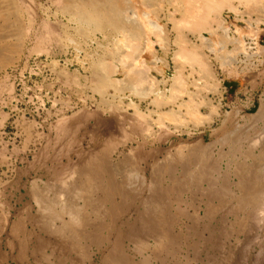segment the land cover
<instances>
[{"label": "rangeland", "instance_id": "374dc122", "mask_svg": "<svg viewBox=\"0 0 264 264\" xmlns=\"http://www.w3.org/2000/svg\"><path fill=\"white\" fill-rule=\"evenodd\" d=\"M6 1L0 0V36L10 37L0 54L6 218L26 212L38 231L45 209L51 212L43 204L54 201L61 219L91 224L92 242L68 243L71 264H264V62L259 70L237 69L229 60L242 36L264 45V8L246 11L242 0H228L235 10L223 6L216 22L193 32L172 14L180 1L157 0L167 1L147 10L157 27L145 22V33L115 44L105 21L75 15L82 0ZM188 50L194 56L185 59ZM233 77L261 94L262 122L248 130L218 129L229 104H216V96ZM106 178L137 193L108 195L109 241L100 242L94 225L105 196L92 192ZM155 213L164 215L165 238L174 241L155 240ZM56 248L59 261L64 248Z\"/></svg>", "mask_w": 264, "mask_h": 264}, {"label": "crops", "instance_id": "0c3cea01", "mask_svg": "<svg viewBox=\"0 0 264 264\" xmlns=\"http://www.w3.org/2000/svg\"><path fill=\"white\" fill-rule=\"evenodd\" d=\"M224 88L225 91L216 96V104L221 107L225 101L229 104V110L225 112L229 118L225 114L222 115V118L217 120L218 129L228 130L230 127L240 126L248 130L251 126L256 127L261 124L262 119L259 117L262 104L261 95L258 97L253 91L247 90L246 83L242 78H226ZM149 158H151L149 161H155L154 157ZM196 161L203 163V158L199 156ZM104 181L105 183H101L102 186L100 185L99 190L92 192L105 196L100 200L101 206L104 205V209L100 210V220L94 225L95 231L99 232L95 235L99 234L100 236L96 240L100 242L109 241L106 234L109 218L108 195L123 196L137 193L135 190H125L123 180L114 182L112 179L106 178ZM87 193H91V190H88ZM46 204L51 207V212L49 209H45L46 212L43 214L42 220L39 221L41 228L38 231L26 212L20 211V214L15 215L11 220L6 218L9 210L7 208L0 209V264H71L68 261L72 257V253L68 250V243H90L93 241L91 224L75 223L69 217L61 219L60 214L54 209V201L46 202L43 205L46 207ZM120 213L121 210L117 206L114 209V214L112 213L110 217L114 216L115 219H118L121 217ZM163 217L164 215L155 213L153 218L158 219V222H151L149 227L157 237L156 241H174L172 238H165L169 236L165 235L166 223L160 222ZM116 241H120V239ZM59 244L64 249L60 256L62 259L58 261L55 260V251Z\"/></svg>", "mask_w": 264, "mask_h": 264}, {"label": "bare ground", "instance_id": "6f19581e", "mask_svg": "<svg viewBox=\"0 0 264 264\" xmlns=\"http://www.w3.org/2000/svg\"><path fill=\"white\" fill-rule=\"evenodd\" d=\"M6 1V0H5ZM157 0H82L81 3H79V5L75 8V15H77L81 21L83 22H99V21H105L109 28L110 31L114 34H116L115 36V44L122 42V38L126 39L127 36L131 35L133 32L137 33V35L140 34V32H144L146 31L147 26H149V28H153L155 29L157 26L152 23V21L149 19V14L147 13V10L150 8L151 4L154 3ZM162 1V0H161ZM176 1H180L178 2V4L180 3L181 6L180 8L175 9L174 11H176L175 13L173 12L172 14L176 13L178 14V20L179 22L183 23V25H187L190 27V29L194 32V31H198L201 32L205 29L204 27L210 22H216L218 14L221 12V10L223 9V6L225 7H229L228 9L235 10L234 8H232L229 4L227 5V1L228 0H176ZM7 2V1H6ZM158 2V1H157ZM167 2V1H166ZM165 2V3H166ZM71 3V2H70ZM159 3V2H158ZM158 3L155 2V4L158 5ZM164 3V2H161ZM159 3V5L161 4ZM164 3V4H165ZM170 2L168 1L167 4H169ZM174 3V2H173ZM176 3V2H175ZM173 4V5H177V4ZM242 3L245 5V7L247 8L246 11H260L263 10L264 8V0H242ZM69 4V3H67ZM72 4V3H71ZM76 4V3H75ZM74 4V5H75ZM171 4V3H170ZM5 5V4H4ZM156 5V6H157ZM158 5V6H159ZM172 5V6H173ZM8 6V5H7ZM76 6V5H75ZM161 6H164L161 4ZM167 6V5H166ZM169 7V6H168ZM174 7V6H173ZM164 8V7H162ZM161 8V9H162ZM167 9V7L165 8ZM8 10V9H6ZM167 12V10H165ZM173 10L171 9V12ZM220 11V12H219ZM229 11V12H231ZM258 11V12H259ZM3 13V12H2ZM9 13V12H8ZM247 13V12H246ZM256 13V12H255ZM169 14V15H172ZM248 14V13H247ZM2 15V14H1ZM167 15V14H166ZM173 15V16H175ZM262 16V15H261ZM216 17V21L212 19H214ZM259 17V16H257ZM170 18V16H169ZM173 18V17H172ZM263 18V17H262ZM2 19V18H1ZM0 19V22H2ZM4 20V19H3ZM80 21V20H79ZM80 21V22H81ZM174 23L175 21L172 20ZM5 22V21H4ZM147 26H146V23ZM82 23V22H81ZM186 23V24H184ZM219 24L221 22H218ZM217 23V24H218ZM223 23V22H222ZM91 24V23H90ZM179 24V23H178ZM216 24V23H215ZM214 24V25H215ZM4 25V24H3ZM182 25V26H183ZM211 25V24H209ZM5 26V25H4ZM95 26V25H94ZM98 27V25H96ZM186 26V27H188ZM220 26V27H217ZM217 28H222L224 27L223 24L221 25H217ZM2 27V26H1ZM11 27V26H10ZM177 27V26H176ZM210 27V26H207ZM148 28V29H149ZM175 27H173L174 29ZM178 28V27H177ZM183 28V27H182ZM189 28H187V32L190 30H188ZM1 30V28H0ZM151 30V29H150ZM149 30V31H150ZM161 30V29H160ZM200 30V31H199ZM215 30V29H213ZM211 28H208L207 31L209 33L215 32L213 31ZM217 30V29H216ZM227 30V27L224 29H222V31ZM85 31V30H84ZM3 32V31H2ZM151 32V31H150ZM177 32V31H176ZM207 32V33H208ZM161 33V32H160ZM225 33V31H224ZM1 34V33H0ZM12 34V33H11ZM84 34V33H83ZM142 34V33H141ZM140 34V35H141ZM194 34V33H193ZM18 35V34H17ZM136 35V34H135ZM134 36V34H133ZM8 35L2 34L0 36V54L4 51V49L7 47L5 42L8 43L6 40H8L9 38H7ZM131 38V36H130ZM158 38V37H157ZM180 38V36H179ZM200 38V37H199ZM202 39V37H201ZM103 40V39H102ZM128 40V39H127ZM199 40V39H198ZM142 41V40H141ZM158 42V41H157ZM199 43V42H198ZM11 44V43H10ZM123 44V43H122ZM130 44V43H129ZM127 44V45H129ZM172 44V43H171ZM203 44V43H202ZM205 44V43H204ZM9 45V44H8ZM131 45V44H130ZM173 45V44H172ZM186 45V44H185ZM198 46V45H197ZM129 47V46H128ZM131 47V46H130ZM185 48V47H184ZM191 48V47H190ZM200 48V47H199ZM205 48V47H204ZM203 48V49H204ZM179 49V48H178ZM133 50V49H132ZM184 50V49H182ZM194 50V49H193ZM139 51V50H138ZM179 51V50H178ZM181 51V50H180ZM179 51V52H180ZM14 52H16V50H14ZM183 52V51H182ZM188 51H184L183 54L186 55L187 59V54H190L193 52L194 56V51L189 52ZM11 55V54H10ZM196 55V54H195ZM1 56V55H0ZM175 56V55H174ZM192 59V56H189ZM1 58V57H0ZM197 58V57H195ZM195 58H194V62H195ZM190 59V60H191ZM125 60V59H124ZM193 61V60H192ZM198 60H196L197 62ZM1 62V61H0ZM195 62V63H196ZM4 62H1L0 65H2ZM199 63V62H197ZM196 63V64H197ZM133 65V64H132ZM166 65V64H165ZM202 66V65H201ZM200 66V68H201ZM181 69V68H180ZM203 70V69H202ZM175 71V70H174ZM108 72V71H107ZM112 74V73H111ZM110 75V74H109ZM136 76V75H134ZM129 77V76H128ZM132 78V76H131ZM135 79H137L135 77ZM139 80V79H138ZM113 81V80H112ZM116 84V83H115ZM122 85V84H121ZM124 85V84H123ZM127 85V84H126ZM130 85V84H129ZM132 86V85H130ZM116 87V86H115ZM125 90V89H124ZM115 91V90H114ZM179 106V105H178ZM134 116V115H133ZM159 121V120H158ZM156 124V123H155ZM153 127V126H152ZM206 155V154H205ZM191 157V156H190ZM185 159V158H184ZM124 160V159H123ZM204 162V161H203ZM200 163V162H199ZM241 166V165H240ZM238 166V168L240 167ZM107 167V166H106ZM245 167V166H244ZM198 168V167H197ZM250 168V167H249ZM100 170V168H98ZM103 169V168H102ZM104 170V169H103ZM203 170V169H202ZM94 171V170H93ZM105 171V170H104ZM117 172V171H116ZM240 174V173H239ZM92 176V175H91ZM106 176V175H105ZM242 176V175H241ZM251 176V175H250ZM90 177V176H89ZM254 177V176H253ZM97 178V177H96ZM251 178V177H250ZM197 179V177H196ZM245 179V178H244ZM192 181V180H191ZM246 181V180H245ZM91 183V182H90ZM89 183V184H90ZM244 183V181H243ZM246 183V182H245ZM261 183V181L259 182ZM264 183V181H263ZM250 184V183H249ZM242 185V184H241ZM255 185V184H254ZM102 186V185H101ZM246 184H243V188H247ZM250 186V185H249ZM253 186V185H252ZM239 188V187H238ZM251 188V187H249ZM258 188V187H257ZM111 189V188H110ZM262 189V188H261ZM158 192V191H157ZM220 192V191H219ZM244 192V191H243ZM248 192V191H247ZM156 194V193H155ZM245 194V193H244ZM215 195V194H214ZM217 195H219L217 193ZM153 196V195H152ZM158 198V197H157ZM224 198V197H223ZM253 198V197H252ZM255 198V197H254ZM245 199V198H244ZM251 199V198H250ZM245 201V200H244ZM164 209V208H163ZM166 210V209H165ZM157 211V210H156ZM114 217V216H113ZM156 219V218H155ZM158 220V219H157ZM146 221V220H145ZM162 220L160 219V222ZM167 221V220H166ZM151 222V221H149ZM159 222V223H160ZM149 224V223H148ZM161 224V223H160ZM95 231V230H94ZM159 232V231H158ZM97 236V235H96ZM115 237V236H114ZM122 242V241H121ZM131 242V241H130ZM157 243V242H156ZM166 243V242H165ZM136 244V243H135ZM138 247V246H137ZM135 249V248H134ZM136 250V249H135ZM153 255V254H152ZM148 260V259H147ZM162 263V262H161Z\"/></svg>", "mask_w": 264, "mask_h": 264}, {"label": "built area", "instance_id": "2783aa9c", "mask_svg": "<svg viewBox=\"0 0 264 264\" xmlns=\"http://www.w3.org/2000/svg\"><path fill=\"white\" fill-rule=\"evenodd\" d=\"M241 42V49L240 50H235L234 47H230V50L234 51L233 57H229L230 62L233 64L234 68L236 67L241 68V67H246V69H251V67H254L255 69L259 70L260 68L263 67V62H264V52L261 53L257 48L260 45V40L255 39L253 37H248V36H242L240 37ZM235 44V43H234ZM262 45L261 47H263ZM224 91L225 88L223 87ZM247 90L253 91L251 88H248ZM258 97L261 94H257ZM229 110V107H228Z\"/></svg>", "mask_w": 264, "mask_h": 264}]
</instances>
